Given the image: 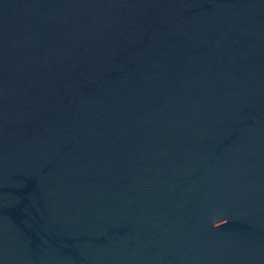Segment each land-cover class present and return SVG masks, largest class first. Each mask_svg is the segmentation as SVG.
Instances as JSON below:
<instances>
[{"label": "water", "instance_id": "water-1", "mask_svg": "<svg viewBox=\"0 0 264 264\" xmlns=\"http://www.w3.org/2000/svg\"><path fill=\"white\" fill-rule=\"evenodd\" d=\"M0 264H264V0H0Z\"/></svg>", "mask_w": 264, "mask_h": 264}]
</instances>
